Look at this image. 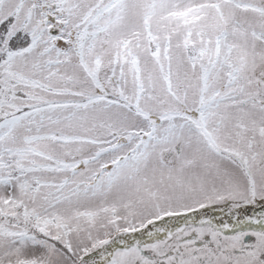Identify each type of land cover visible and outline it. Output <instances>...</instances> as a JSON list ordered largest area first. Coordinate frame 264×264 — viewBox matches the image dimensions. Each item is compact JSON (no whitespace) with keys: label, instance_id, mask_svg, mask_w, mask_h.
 <instances>
[{"label":"snow or ice","instance_id":"6c2138e0","mask_svg":"<svg viewBox=\"0 0 264 264\" xmlns=\"http://www.w3.org/2000/svg\"><path fill=\"white\" fill-rule=\"evenodd\" d=\"M0 264H264V0H0Z\"/></svg>","mask_w":264,"mask_h":264}]
</instances>
